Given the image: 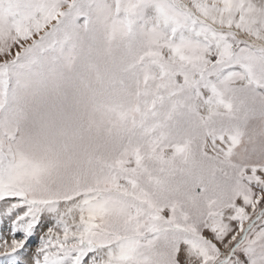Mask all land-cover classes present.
<instances>
[{
	"label": "snow or ice",
	"instance_id": "obj_1",
	"mask_svg": "<svg viewBox=\"0 0 264 264\" xmlns=\"http://www.w3.org/2000/svg\"><path fill=\"white\" fill-rule=\"evenodd\" d=\"M0 264H264V0H0Z\"/></svg>",
	"mask_w": 264,
	"mask_h": 264
}]
</instances>
